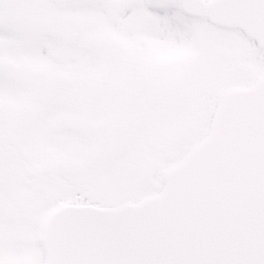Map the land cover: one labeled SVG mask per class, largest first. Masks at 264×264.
<instances>
[{
	"label": "snow or ice",
	"instance_id": "obj_1",
	"mask_svg": "<svg viewBox=\"0 0 264 264\" xmlns=\"http://www.w3.org/2000/svg\"><path fill=\"white\" fill-rule=\"evenodd\" d=\"M0 264H264V0H0Z\"/></svg>",
	"mask_w": 264,
	"mask_h": 264
}]
</instances>
